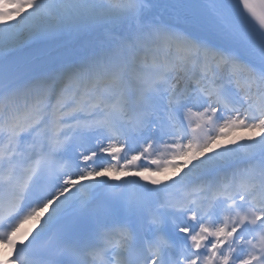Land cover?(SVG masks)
Returning <instances> with one entry per match:
<instances>
[{
  "label": "snow or ice",
  "instance_id": "snow-or-ice-1",
  "mask_svg": "<svg viewBox=\"0 0 264 264\" xmlns=\"http://www.w3.org/2000/svg\"><path fill=\"white\" fill-rule=\"evenodd\" d=\"M0 264H264V0H0Z\"/></svg>",
  "mask_w": 264,
  "mask_h": 264
},
{
  "label": "bare ground",
  "instance_id": "bare-ground-1",
  "mask_svg": "<svg viewBox=\"0 0 264 264\" xmlns=\"http://www.w3.org/2000/svg\"><path fill=\"white\" fill-rule=\"evenodd\" d=\"M24 225L26 226V228H29V227L31 226V222L29 221V222L25 223ZM24 225H23V226H24ZM25 226H24V227H25Z\"/></svg>",
  "mask_w": 264,
  "mask_h": 264
}]
</instances>
